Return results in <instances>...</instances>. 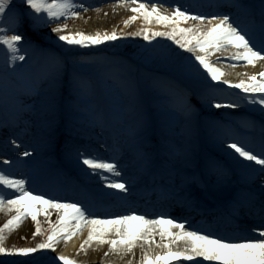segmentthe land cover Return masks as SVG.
<instances>
[{"label": "snow or ice", "instance_id": "1", "mask_svg": "<svg viewBox=\"0 0 264 264\" xmlns=\"http://www.w3.org/2000/svg\"><path fill=\"white\" fill-rule=\"evenodd\" d=\"M133 13L123 21L125 26L142 19L145 25L155 22L164 26L166 30H154L144 27L136 32L84 31L69 32L67 23L61 20L80 18L81 11H86V0L77 3L76 0H0V47L3 48L5 73H16L17 69L29 65L34 58L43 61L45 71L32 79L25 88L18 87V82L8 80L5 87H17V103L21 109L20 118L25 115L27 105L23 97H32L39 100L45 113L54 112L58 105V98L65 74L66 61L71 58L74 70L71 73V90L76 100L73 108H78L77 101L92 91L91 82L75 70L81 63L79 58L72 56L69 49L65 55H59L50 48L43 47L39 40L29 39L27 30L40 32L42 27L55 23L56 27L49 32L57 33L56 40L63 42V46H78L90 48L105 45L106 42L118 41L128 36H143L144 40L152 41L156 37H167L180 49L194 54V60L199 67L195 69L201 75L210 77L219 85H226L228 89H238L244 95L237 93L230 102L218 101L215 92L218 91L209 85L204 94V100L215 109H236L243 103H250L259 107L262 114L261 138L257 143L250 140L248 135L239 136L225 133V139L232 142L227 144V150L237 159L240 165L241 176L248 186L251 195L243 202H238L241 208L251 207L257 203L253 188L259 193V220L260 224L253 227L254 238L230 239L221 236L218 232L197 228L186 218H173L167 213L154 216L140 214L137 210L126 208L127 214L98 212V198L92 193H81L82 198L61 196L56 193H39L30 189V180L18 177L10 172L0 170V212L9 214L6 222L0 226V257L6 259L26 258L31 260L33 255L55 254L52 264H86L85 261L58 252L63 243L65 246L74 238L82 236L87 229V236L79 244L77 255L87 254L95 245L98 249L107 245L104 252L103 264H115L109 257L115 256L125 260L126 264H137L136 249H140L138 264H264V70L248 73H236L233 80L231 73L226 71L223 60L234 63L229 67L235 69L240 62L245 66L256 67L264 63V0L260 5L259 16L255 12H248L247 19L241 20L239 15L233 17L229 14H205L196 12L192 6L177 4L171 12L161 8L158 3H147L144 0H117ZM232 7L241 8L240 4ZM192 21L191 26H182ZM11 33V34H10ZM216 53H221L213 60ZM24 62L18 64L17 62ZM124 87L132 98V110L139 115V123L130 129V134L140 141V155L143 159H150L147 149L151 148L153 136L149 135L152 127L148 106L139 99L135 85L125 80ZM170 100L186 117H190L195 109L190 104L186 93L169 89L164 97ZM216 101V102H214ZM247 127V125H245ZM223 142V141H222ZM11 144L17 145L15 140ZM22 156L33 158V153L23 151ZM39 155V153H37ZM175 154H168L171 161ZM77 160L85 167V171L94 174L102 181L107 195L121 198L127 204L136 187L135 177L125 178L121 165L114 158L105 159L85 147L83 152L76 149ZM11 165L13 161L3 162ZM170 171L167 179L160 177L162 186L161 195L165 198L175 199L183 196L188 203L192 202L191 188L200 185L205 190L209 185L201 181L194 174L186 176L175 165H169ZM217 180L227 177L232 169L225 166H214ZM111 174V175H108ZM259 180V184L256 181ZM179 181V184H177ZM155 182V180H154ZM167 187H164V185ZM176 185L179 192L172 186ZM11 195V198L8 196ZM55 214L56 219L52 216ZM47 222V230L42 227L40 217ZM34 224L33 238L43 236L44 239L35 246L17 247L7 246L9 234L18 229L26 219ZM187 225V227H186ZM26 239V237H21ZM0 264H5L0 260Z\"/></svg>", "mask_w": 264, "mask_h": 264}, {"label": "rangeland", "instance_id": "2", "mask_svg": "<svg viewBox=\"0 0 264 264\" xmlns=\"http://www.w3.org/2000/svg\"><path fill=\"white\" fill-rule=\"evenodd\" d=\"M174 1L175 0H172V2L168 3L167 0H162L164 5L161 6L162 8L165 7L164 9L173 10L175 7L173 6L175 3ZM190 1L192 3H188ZM213 1L214 0H180L181 5L196 6L200 9L196 12L205 14H208L209 12H205L204 8ZM228 1L232 4H240L242 6L240 9L247 12L253 11L256 3H262V0H255L253 8L249 9L244 6V3L248 2L247 0ZM76 2L80 3L83 2V0H76ZM86 3L89 6H86V11H81L80 18L61 20L59 22L68 24L67 31L95 33L96 31H109L112 28L118 29L120 26V23H117L118 15L122 12L125 13V11L127 13L130 12V9L122 5L112 4L111 2L105 3L103 1L100 3V0H86ZM99 3L102 5H98ZM108 4L110 6H107ZM117 6L119 7L117 8ZM191 24L192 21H188L185 26H191ZM53 27H56L55 23L50 24L47 27H42L39 33L35 30L28 29L27 34L29 39L34 42L39 40L43 47L50 48L59 55H65L70 49L72 56L80 59L81 63L75 66V70L91 82L92 91L86 94L82 100L77 101L78 108H73V102L76 100V97L72 93L70 80L74 66L71 58H69L66 61L65 74L59 93L58 105L55 111L45 113L39 100L25 96L23 97V100L27 105V108L24 109L25 115L23 118H20L21 109L17 103V87L6 88L5 83L8 80H15L18 82V87L23 89L25 88L26 80L31 81L29 79L38 76L41 72L45 71V68L43 66V61L37 57L30 62L32 65L31 67H29V65H24L23 68L17 69L16 73H5L3 71L4 52L3 48L0 47V170L5 172L16 171L19 169L27 170L30 174L29 179L31 187L36 189L37 192L41 193L48 187H50L53 192H55V189L64 193L70 191L77 194L92 192L89 187H84L83 182H81L83 186L81 185L78 187L77 191L70 188L60 187L61 184L59 180L64 178L65 180H72L75 182V177L72 179L66 178L63 175V171L65 170L61 168L60 164L56 169H53L46 166V163H40L37 159L51 154L50 159H56L59 162L56 150H60L59 143H62L60 142L62 140L61 138L56 139L58 138V134H62L63 136H66L67 134L69 135L67 138V141L69 142L67 147L70 150V157H74V161L71 165H65L77 173H80L79 171H82L83 175L86 173L84 166L76 158V149L78 146L83 148L81 151H84L85 147H87L92 151L99 152L102 158L105 157L107 153V151H105L107 150L105 143L108 144V142L104 139L102 131L98 127L90 125L91 123L88 116H92V114L88 113L89 110L85 107L87 104L93 102V95H91V93L97 92L101 98L102 109L108 111L102 98V95L104 94L108 99H111V105L115 109V114H123L125 118L124 121L128 123L127 130L130 134V129L135 128L139 123V115L136 111L132 110L133 101L128 90L124 87L125 80H130L135 85L141 101L143 92H147L148 97L145 104L149 108L152 124L149 134L155 131L156 128L158 129V133L155 134V137H160L158 140L162 145L160 148H163V150L170 147L171 143H174V145L178 144L177 148L180 151L187 149L197 160H200L201 153H197L195 149L197 143L203 144L202 137L204 138L205 134H208V137H213L215 132H223L224 130L226 133L230 129L233 132H237L239 135L241 133L248 135V138L251 140L253 134L250 135V133L253 131L259 132L253 128V126L241 128V125L238 122V119H250L252 115L247 112L259 114L260 110L256 105L243 103L236 109H215V111L210 110L208 106H206L209 104L205 102L204 94L208 91L209 85L218 89V91L215 92V95L221 103H227L232 99H235L237 93H239L240 96H243L244 94L238 89H228L226 85H219L217 82L212 81L210 77L201 75L200 73L205 71L202 68H200L199 73H197L195 69L199 67V65L198 62L194 60V54H190L184 49H180L179 46L169 38L156 37L152 41H146L143 36H128L118 41L106 42L105 45L92 46L90 48H80L78 46L65 47L63 46V42H58L56 40L57 33L49 32V29ZM144 27L146 26H139L133 22L126 30L117 31L136 32ZM128 55L146 63L149 68H165L168 72H174L175 68H180L179 71L184 73V77H186L187 80L189 79L192 83L188 86L183 83L184 86H180L176 83V80L171 79L170 77H164L162 74L158 75L157 71L148 70L139 62H132ZM17 63L24 64V62L20 61ZM232 63H234V61H222L225 69H231L229 65ZM239 65H244V63L240 62L238 66ZM111 73L118 75L119 86L124 88V91L119 95L114 96L109 91ZM167 80H171V82L177 84L178 87L176 88H179L180 91L187 94L188 101L195 109L190 117H186L183 112L173 106L170 100L164 99L169 91L165 86ZM184 81L185 83L187 82L186 80ZM157 84H161L159 88L157 87ZM177 111L183 115V120L180 123H178L173 117V114L177 113ZM66 115L68 121L65 120ZM201 128H204V133L202 134H200ZM67 130H70L71 132L75 131L78 134L76 136L71 135ZM92 132L95 134H92ZM230 132H228V134ZM260 136L261 132L260 134L256 133V139ZM12 140H15L17 145H21L19 150H17L16 145L11 144ZM67 141L65 143H67ZM130 143L132 148H140L141 146L139 139L131 134ZM223 144H227V142H223ZM205 149V159H214V155L211 154L210 149L207 147H205ZM25 150L33 153L32 159L21 155ZM37 153H39V155H37ZM184 159L185 158H178V160H171L173 163L172 165H175L176 168L180 169V167H183L180 166V164L183 163ZM228 159H230V157H228ZM6 160L13 161V163L10 166L6 165L3 163ZM122 160L123 159L120 158L117 161L121 164ZM131 163L132 164H124L123 168L120 167L126 178L134 177L135 173L133 170L140 166L138 160L136 162L132 160ZM153 164L154 163L147 162L146 170L152 169L154 166ZM163 167L169 169L168 165H164ZM235 172L237 171L232 170V172L227 177L223 178V180L232 184L235 175L237 178L242 177L240 172L237 174ZM49 174L52 176V181L43 182L45 180L44 178ZM156 178L159 179L160 176H156ZM221 180L222 179L217 180L215 176L216 183ZM164 186L166 187L167 185L165 184ZM8 198H11V195H9ZM102 201L108 202L106 199L98 198V203L103 204ZM8 218L9 214L0 212V226H2ZM40 219L42 227L47 230L48 225L45 218L41 216ZM52 219H56L55 214H53ZM21 227H24L23 232L17 234L15 237L13 235L10 236L11 238L9 237L10 247L35 246L44 239L43 236H36L33 238L32 232L34 231V224L30 218L26 219ZM21 237H26V239H22ZM67 245L65 246L61 243L58 252H64ZM82 254L83 253L77 255L76 252L74 258L78 259ZM53 255L55 254L49 253L43 256L37 254L33 255L31 260L26 258H10L5 260L4 257H0V260H4L5 264H52ZM98 264H103V262H99ZM186 264H189V262H186Z\"/></svg>", "mask_w": 264, "mask_h": 264}, {"label": "bare ground", "instance_id": "3", "mask_svg": "<svg viewBox=\"0 0 264 264\" xmlns=\"http://www.w3.org/2000/svg\"><path fill=\"white\" fill-rule=\"evenodd\" d=\"M106 1H113V2H111L112 4H118L117 3V0H106ZM149 1H152V0H144V2H147V3H149V4H151V3H155V2H149ZM100 3H102V2H100ZM98 4V5H102V4ZM86 6L88 7L89 5L86 3ZM107 6H110L109 4L107 5ZM119 6H117V8H118ZM162 8V7H161ZM165 7H163L162 9H164ZM165 11H167V12H171L172 10L171 9H164ZM215 12V14H219V15H221V12H220V9L219 8H216V10L214 11ZM131 15H133V13L130 11V12H126L125 11V13H120L119 15H118V17H117V23L119 24L120 23V26H119V28L117 29V28H115V29H117V30H126L128 27H129V25L128 26H125L124 24H123V21L125 20V19H127L129 16H131ZM231 15V14H230ZM135 24H137V25H139V26H146V27H151V28H153L154 30H166L165 28H164V26H162V25H158V24H156L155 22H153L151 25H145L144 24V21L142 20V19H138L137 21H135L134 22ZM187 23V22H186ZM185 23V24H186ZM185 24H183L182 26H185ZM112 29H114V28H112ZM111 29V30H112ZM111 30H109V31H111ZM149 44V43H148ZM221 55V53H216L215 54V56H213V60H215V58L217 57V56H220ZM260 70H264V63H259V64H257V66L256 67H251V66H245V65H239V66H237L235 69H226V71H228V72H230L232 75H231V77L230 78H232L233 80H235V79H237V76H236V73H242V72H245V71H247L248 73H252V72H255V71H260ZM118 75L117 74H115V73H112V81H114V82H116L115 84H113V86H110V87H112L111 89L112 90H115L116 92H118V93H120L121 91H122V89L123 88H118V82H119V80H118V77H117ZM36 77V76H35ZM35 77H33V79L35 78ZM29 80H32V79H29ZM30 81H28V80H26V84H25V87L27 86V84L29 83ZM116 89H115V88ZM118 89H120V90H118ZM114 91V92H115ZM100 103H101V101H100V99H99V97H98V95H96L95 94V102L93 103H91V104H89L90 106L91 105H93L94 104V108L92 107V108H90V107H85V108H88V110L90 111V112H92L91 114L93 115V117H90V123L91 124H96V125H98V127H100V129L104 132V135L106 136L105 138L108 140V139H111L112 141H114V148H111V146H110V148L111 149H109V152H108V154H107V156L105 157L106 159H111V158H116V156H117V154H120V152H123L125 149H127L128 150V148H129V146L130 145H126L125 146V144L124 143H127L128 141V138H129V136H128V131H124V133H121V135H123V140L122 141H120L119 140V136H121L120 134H118L117 132H112V134L109 132V130H108V126L109 125H107V124H110L111 125V123L113 124V123H116L117 125H121V122H122V119L120 118V117H118V116H111L110 114H107V113H103L102 112V109H101V107H100ZM88 106V105H87ZM214 108V107H213ZM213 110H215V108L213 109ZM94 116H96V117H94ZM261 116H262V114H261ZM175 117L176 118H178L179 120H182L183 119V117L181 116V113H177V114H175ZM240 124L241 125H247V122L246 123H244L243 121H240ZM218 133V135L217 136H214V137H210V141H211V143L213 144V146H214V148H215V150H216V152H218V154L220 155V156H222V157H227V156H229V157H232V158H234L232 161H234V162H232L231 161V164L232 165H234L235 167H237L239 170H240V165L237 163V159L230 153V151L229 150H227V145H223L222 144V141H225L226 139H225V134H224V132L223 133H220V132H217ZM74 135H77V133H73ZM230 135H236L235 133H232V134H230ZM117 140H118V142H117ZM120 141V142H119ZM226 141H228L229 143L230 142H232L231 140H226ZM77 148H80V147H77ZM114 150V151H113ZM68 151H70L68 148H64L63 149V154H65V153H67ZM93 154L94 155H96L97 153H95V152H93ZM188 155V152L187 151H184L183 153H182V155L181 156H187ZM69 159V158H68ZM86 167V166H85ZM120 170V169H119ZM13 174V173H12ZM19 174L20 175H22V176H26V174L23 172V171H20L19 172ZM108 175H111V174H108ZM138 177V179H140L141 177H140V175H138L137 176ZM197 177L199 178L200 177V175L198 174L197 175ZM25 179H27V178H25ZM85 179L88 181V182H91L93 185H91V187L92 188H94L95 190L94 191H96L97 192V194L101 197V198H117L119 201H120V204L122 205V209H120L119 210V214H123V212H124V210L126 209V208H133L134 210H137L138 211V213H140V214H142V213H144V214H146V213H148V212H150V210L149 209H147L143 204H145V203H147V198H146V196L144 195V193H141V194H139L141 191H138V192H136V197H135V203L131 206V200H129V199H127V201H128V203L127 204H124L123 202H122V200H121V198H119V197H116V196H114V195H107L106 194V192H114L115 190H106L103 186H102V181L100 180V178L99 177H97V176H95L94 174H90L89 172H86L85 173ZM179 182V181H178ZM243 184H244V182H243ZM256 184L258 185L259 184V180H257L256 181ZM228 186V187H227ZM221 187V190H220V196L221 197H223V198H226V197H228V198H230L231 197V195H232V193L233 192H235V190H234V186H231V185H228V184H226V183H224V182H221L220 183V186H219V188ZM29 190H31V187H30V189ZM241 192H242V189H240V190H238L236 193H235V196H236V198L238 199L239 197H240V195H241ZM59 195V194H58ZM64 196H68V197H73V198H80L79 197V195H74V194H70V193H67V194H65ZM219 198V197H218ZM220 199V201H218L219 202V204H220V206L222 207V209H226V210H230V209H233V208H238V207H240V206H238V205H236V206H233V204H234V202L232 203L231 202V200H227V201H225L224 199ZM239 201L240 202H243V201H245V198H241V199H239ZM180 206H179V208L177 209V210H181V212L183 213V214H185V213H187V212H189V211H191L192 209H197L198 208V206H197V203H195L196 201H195V199H194V196L192 195V202L191 203H188L187 202V200L186 199H180ZM165 204H167V201H165L164 202ZM164 203H161V204H159V206L160 207H162V208H164ZM183 205H185V207L183 208ZM194 205V206H193ZM147 206H150V205H147ZM255 208H252L251 210L252 211H254L255 212V210H254ZM176 211V210H175ZM98 212H99V214H103V213H113L114 211L113 210H111V209H105V210H101L100 208H98ZM142 212V213H141ZM151 212L152 213H155V211L152 209L151 210ZM125 213V212H124ZM244 213V209H236V215H234V217H233V221H234V223H233V227H234V230H239V229H241V227H242V225L243 224H247V223H249L250 221H249V219H247V218H244V220L242 219H240L239 217H238V215H241V214H243ZM5 214H8V213H5ZM244 214H246V211H245V213ZM240 219V220H239ZM23 230H24V227H19L18 229H16V230H14L9 236H8V239L6 240V245L7 246H9L10 247V244H9V237L11 236V235H13L14 237L17 235V234H20L21 232H23ZM86 236H87V229H85V231H84V233H83V235L82 236H78V237H76V238H74L73 239V241L70 243V244H68L67 245V247H66V249H65V251H64V253L65 254H67V255H70V256H73V257H75V254H76V252H77V250H78V247H79V244L83 241V239H85L86 238ZM11 238V237H10ZM236 239H239L238 237L236 238ZM107 249H108V246L107 245H105V246H102V247H100V248H96L95 247V245H93V247L92 248H90L89 250H88V252H87V254L85 255L84 253L82 254V255H80L79 257H78V259L79 260H82V261H85L86 262V264H98L99 262H104V260H105V257H104V252H106L107 251ZM139 255H140V249L139 248H137L136 249V261H137V264H138V260H139ZM109 259H112L113 261H115V264H126V261L128 260V259H131V256H129V257H126L125 258V260H119L118 258H116L115 256H112V257H109ZM40 262H42V261H40ZM205 264H208V262H205Z\"/></svg>", "mask_w": 264, "mask_h": 264}]
</instances>
